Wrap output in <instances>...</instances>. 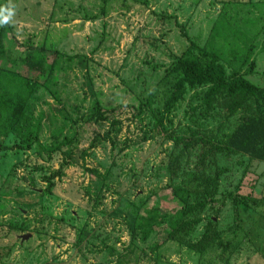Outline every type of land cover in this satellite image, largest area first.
Listing matches in <instances>:
<instances>
[{
  "label": "rangeland",
  "instance_id": "374dc122",
  "mask_svg": "<svg viewBox=\"0 0 264 264\" xmlns=\"http://www.w3.org/2000/svg\"><path fill=\"white\" fill-rule=\"evenodd\" d=\"M11 2L0 70L35 77L21 60L40 47L51 71L36 77L16 125L0 132V264H264V161L241 153L215 154L216 200L187 242L199 240L207 217L218 238L201 251L164 238L177 218L169 186L194 165L188 157L169 177L171 136L222 142L253 114L252 100L235 107L220 92L204 101L208 84L184 85L163 109L170 66L196 48L214 53L226 76L264 84V0ZM139 104L137 113L129 107ZM93 105L115 109L85 120ZM34 124L36 139L26 140ZM74 131L77 142L47 150Z\"/></svg>",
  "mask_w": 264,
  "mask_h": 264
},
{
  "label": "trees",
  "instance_id": "16d2710c",
  "mask_svg": "<svg viewBox=\"0 0 264 264\" xmlns=\"http://www.w3.org/2000/svg\"><path fill=\"white\" fill-rule=\"evenodd\" d=\"M191 45L195 47L192 43ZM196 49L197 53L185 52L170 66L169 73L174 75L175 81L163 103L165 111H168L180 98L184 85L193 87L198 84H208L202 93L204 101L223 92L232 99L235 107H243L247 99L253 102V114L242 118L222 142L198 134L171 136V157L165 166L169 177L177 175L181 164L188 157L194 159V165L193 170L180 181V184L169 186L170 193L178 201L177 208L171 212L177 218L167 226L164 238L186 242L191 249L201 251L218 238L213 218H206L199 240L191 243L187 242V239L194 226L201 220L199 217L201 210L216 200L211 193V188L218 178L215 154L241 153L251 159L264 161V84L257 86L241 76H226L223 65L217 61L214 53L201 48ZM29 52L27 54L30 57L29 62L21 60V64L29 70L37 71L35 77L28 78L15 71L0 70V132L2 134L8 133L21 118L30 93L40 85L36 77L51 71V66L46 63L45 54L41 52L40 47H33ZM146 105L145 103L144 106ZM129 107L137 113V109L140 110L142 105ZM114 109V107L106 109L93 105L92 111L85 120H90L93 116L97 120H104ZM33 128L27 131L26 140H29L30 133L33 134V139H36L37 124H34ZM77 135L74 131L70 137L64 136L58 143L47 145V150L58 149L64 143L71 141L77 142ZM62 167H64L63 161L60 162L58 169ZM89 172L97 174L95 170ZM150 215L153 217L152 214Z\"/></svg>",
  "mask_w": 264,
  "mask_h": 264
},
{
  "label": "clouds",
  "instance_id": "9594fccd",
  "mask_svg": "<svg viewBox=\"0 0 264 264\" xmlns=\"http://www.w3.org/2000/svg\"><path fill=\"white\" fill-rule=\"evenodd\" d=\"M16 16V6L9 0L8 4L0 6V26L11 25Z\"/></svg>",
  "mask_w": 264,
  "mask_h": 264
},
{
  "label": "water",
  "instance_id": "95a60500",
  "mask_svg": "<svg viewBox=\"0 0 264 264\" xmlns=\"http://www.w3.org/2000/svg\"><path fill=\"white\" fill-rule=\"evenodd\" d=\"M214 219V218H213ZM29 236V234L28 233H26V234H23L22 236H21V239L23 240V239H25V238H27Z\"/></svg>",
  "mask_w": 264,
  "mask_h": 264
}]
</instances>
